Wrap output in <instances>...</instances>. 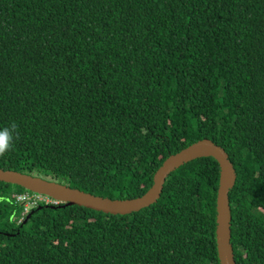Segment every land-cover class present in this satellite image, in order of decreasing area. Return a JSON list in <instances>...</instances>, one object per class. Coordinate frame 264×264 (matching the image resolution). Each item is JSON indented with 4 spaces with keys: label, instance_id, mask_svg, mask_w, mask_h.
<instances>
[{
    "label": "trees",
    "instance_id": "obj_1",
    "mask_svg": "<svg viewBox=\"0 0 264 264\" xmlns=\"http://www.w3.org/2000/svg\"><path fill=\"white\" fill-rule=\"evenodd\" d=\"M11 121L0 169L110 199L141 196L169 155L211 140L235 170V264H264V0H0ZM218 176L197 158L137 212L39 203L20 221L10 194L25 189L0 182V264H219Z\"/></svg>",
    "mask_w": 264,
    "mask_h": 264
},
{
    "label": "water",
    "instance_id": "obj_2",
    "mask_svg": "<svg viewBox=\"0 0 264 264\" xmlns=\"http://www.w3.org/2000/svg\"><path fill=\"white\" fill-rule=\"evenodd\" d=\"M211 157L219 167L215 201V243L219 264H235L230 242L229 191L235 182V170L226 152L209 139L198 140L175 154L169 155L153 174L152 185L139 197L110 199L71 188L39 176L0 169V182L54 198L65 206L77 205L111 215H127L154 204L166 178L180 166L197 158Z\"/></svg>",
    "mask_w": 264,
    "mask_h": 264
},
{
    "label": "built area",
    "instance_id": "obj_3",
    "mask_svg": "<svg viewBox=\"0 0 264 264\" xmlns=\"http://www.w3.org/2000/svg\"><path fill=\"white\" fill-rule=\"evenodd\" d=\"M10 199L14 203H20V205L23 208V212L28 211L29 209L35 207L39 203L46 204V205H51V206H59L62 204V202L51 198L46 195L34 193L32 195H28L26 192L23 193H11L10 194Z\"/></svg>",
    "mask_w": 264,
    "mask_h": 264
},
{
    "label": "clouds",
    "instance_id": "obj_4",
    "mask_svg": "<svg viewBox=\"0 0 264 264\" xmlns=\"http://www.w3.org/2000/svg\"><path fill=\"white\" fill-rule=\"evenodd\" d=\"M19 137V126L15 121L9 122L6 126L0 127V157L12 151L15 141Z\"/></svg>",
    "mask_w": 264,
    "mask_h": 264
},
{
    "label": "rangeland",
    "instance_id": "obj_5",
    "mask_svg": "<svg viewBox=\"0 0 264 264\" xmlns=\"http://www.w3.org/2000/svg\"><path fill=\"white\" fill-rule=\"evenodd\" d=\"M11 189H13V188L11 187L10 189H6V191H10ZM25 192H26L28 195H32V194H33V192L28 191V190H25ZM10 200H11V199H10ZM11 201H12V200H11ZM12 202H13V201H12ZM13 203H14V202H13ZM15 204H18V203H15ZM19 205H20V203H19ZM45 205H46V204H45ZM20 209H21V205H20ZM31 209H32V208H31ZM31 209H29V210L26 211V212H23V210H22L21 213H20V215H19V219H18V221H20L25 215H27L28 212H29ZM60 219H64L62 215L60 216Z\"/></svg>",
    "mask_w": 264,
    "mask_h": 264
}]
</instances>
